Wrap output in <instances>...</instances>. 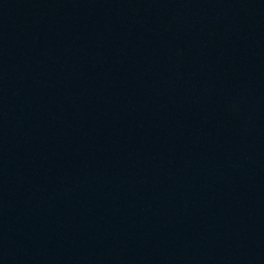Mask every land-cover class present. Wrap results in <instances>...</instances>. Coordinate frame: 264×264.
I'll use <instances>...</instances> for the list:
<instances>
[{"label":"water","instance_id":"1","mask_svg":"<svg viewBox=\"0 0 264 264\" xmlns=\"http://www.w3.org/2000/svg\"><path fill=\"white\" fill-rule=\"evenodd\" d=\"M0 264H264V0H0Z\"/></svg>","mask_w":264,"mask_h":264}]
</instances>
